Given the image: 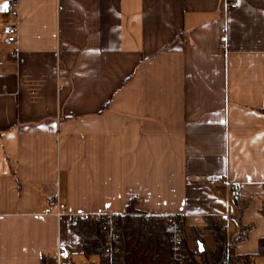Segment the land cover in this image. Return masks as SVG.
<instances>
[{"label": "crops", "instance_id": "0c3cea01", "mask_svg": "<svg viewBox=\"0 0 264 264\" xmlns=\"http://www.w3.org/2000/svg\"><path fill=\"white\" fill-rule=\"evenodd\" d=\"M17 9L12 45L0 0V264H56L58 243L75 246L73 264L72 217L119 214L130 199L143 214L182 216L205 249L204 218L228 213L230 237L250 227L235 254L264 264V0ZM225 180L247 194L242 212ZM48 197L67 214H43Z\"/></svg>", "mask_w": 264, "mask_h": 264}, {"label": "trees", "instance_id": "16d2710c", "mask_svg": "<svg viewBox=\"0 0 264 264\" xmlns=\"http://www.w3.org/2000/svg\"><path fill=\"white\" fill-rule=\"evenodd\" d=\"M260 112L264 113V109ZM262 193L260 213L264 217ZM246 200H242L240 212L247 206ZM136 206L137 201L130 199L122 213L114 214V251L110 254L105 252L103 215L98 222L93 219L72 222L70 229L81 240L80 255L87 261L96 257L98 264H254L255 256H238L234 252V247L247 239L250 227L241 226L238 236L229 237L226 244L224 217H205L202 230L213 241L212 249H205L202 235L187 228L182 216L147 215L137 211ZM170 219L180 222L176 247L173 231L167 227ZM257 251V255L264 256V237L259 239ZM39 264H47V257L41 256Z\"/></svg>", "mask_w": 264, "mask_h": 264}, {"label": "built area", "instance_id": "2783aa9c", "mask_svg": "<svg viewBox=\"0 0 264 264\" xmlns=\"http://www.w3.org/2000/svg\"><path fill=\"white\" fill-rule=\"evenodd\" d=\"M5 1V18L7 21H11L10 23H6L4 27L2 28V35L5 39V41L8 44H16L17 38H18V29H17V20H18V9H17V0H4ZM236 4H229L227 7H235ZM226 7V8H227ZM226 41V35H225V28L221 30V37H220V43L221 46H224ZM224 186H226L228 190V198L233 199V200H245L247 199V194H245L242 190V185L241 184H235L231 183L228 180H225ZM47 203L49 205L48 208H46L43 211V214H52L54 215L57 219L61 218L62 216L67 214L66 211V205L62 202H60L58 197H48ZM50 206H54L55 210L52 211ZM101 215H91V214H78L74 215L72 217L71 222H76V221H84V220H89L93 219L94 221H101ZM104 220H105V252L107 254L112 253L113 250V244H114V215L113 214H108V215H103ZM225 219V238H226V244L229 243L230 240V223L228 219V213L223 216ZM180 223V222H178ZM177 221L170 219L167 223L168 229L173 231V236H174V244L175 247L177 246L178 243V229H179V224ZM76 248L74 245H67L63 243H58L55 251V258H56V264H67L71 258V255L73 252H75Z\"/></svg>", "mask_w": 264, "mask_h": 264}, {"label": "rangeland", "instance_id": "374dc122", "mask_svg": "<svg viewBox=\"0 0 264 264\" xmlns=\"http://www.w3.org/2000/svg\"><path fill=\"white\" fill-rule=\"evenodd\" d=\"M230 225L233 227V223L232 222L230 223ZM187 228H189V227L187 226ZM203 236L209 239L208 235L206 233H204V232H203ZM205 247H207V245H205ZM72 259H73V264H88V263L98 264V261H97L96 257H92V258H90L87 261L81 255H78V256H74Z\"/></svg>", "mask_w": 264, "mask_h": 264}, {"label": "water", "instance_id": "95a60500", "mask_svg": "<svg viewBox=\"0 0 264 264\" xmlns=\"http://www.w3.org/2000/svg\"><path fill=\"white\" fill-rule=\"evenodd\" d=\"M199 250H200V251L202 250V245H201V244H199Z\"/></svg>", "mask_w": 264, "mask_h": 264}, {"label": "snow or ice", "instance_id": "6c2138e0", "mask_svg": "<svg viewBox=\"0 0 264 264\" xmlns=\"http://www.w3.org/2000/svg\"><path fill=\"white\" fill-rule=\"evenodd\" d=\"M5 7H6V5H5Z\"/></svg>", "mask_w": 264, "mask_h": 264}]
</instances>
